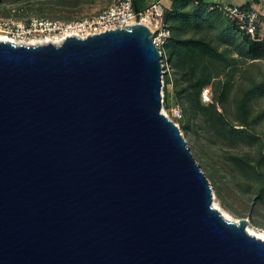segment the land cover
<instances>
[{
    "label": "water",
    "instance_id": "95a60500",
    "mask_svg": "<svg viewBox=\"0 0 264 264\" xmlns=\"http://www.w3.org/2000/svg\"><path fill=\"white\" fill-rule=\"evenodd\" d=\"M158 28L0 40V264H264L163 111Z\"/></svg>",
    "mask_w": 264,
    "mask_h": 264
},
{
    "label": "trees",
    "instance_id": "16d2710c",
    "mask_svg": "<svg viewBox=\"0 0 264 264\" xmlns=\"http://www.w3.org/2000/svg\"><path fill=\"white\" fill-rule=\"evenodd\" d=\"M39 1L0 0V3L8 4L3 10L9 16L12 10L24 9L27 2L37 4L33 11L41 14L45 7ZM149 1L133 0L138 9L146 7ZM210 3L170 0L165 15L171 37L164 52L180 70L183 83L179 94L185 116L191 120L196 116L202 118L228 150L232 171L254 181L253 203H264V129L259 128L264 106L258 104L264 100V42L242 34L219 10L208 11ZM13 4L18 5L16 9ZM256 71L257 75L251 73ZM247 73L249 83L245 85L238 79ZM206 87H211L208 104L202 103L200 97ZM230 100L234 104L232 115L228 111ZM247 146L248 149H242ZM213 181L217 198L229 208L222 180Z\"/></svg>",
    "mask_w": 264,
    "mask_h": 264
},
{
    "label": "rangeland",
    "instance_id": "374dc122",
    "mask_svg": "<svg viewBox=\"0 0 264 264\" xmlns=\"http://www.w3.org/2000/svg\"><path fill=\"white\" fill-rule=\"evenodd\" d=\"M33 1L37 0H30L31 3ZM117 1L118 0H40L39 2L42 3L41 5L45 7L41 14H36L33 11V8L35 9L38 6L37 4L32 5L30 2H27V4H23L24 9L20 11L12 10L9 16H5L3 10L4 7H8V4L0 3V21L5 19L27 20L30 17H46L67 22L94 14ZM228 1H231L233 4H238L247 0ZM162 2L167 5L169 0H163ZM17 6V4L12 5L15 9ZM255 6L257 8L263 7L264 0H259ZM164 59L168 67L163 74V111L179 126L192 154L208 177L212 187L214 179L222 180L223 184L221 182L219 183L223 185L225 200L229 208L223 206L213 189L215 194L214 201L228 211L232 217L240 218L241 216H246L249 218L251 224L264 229V203L260 201L253 203L254 181L244 179L232 171L228 150L220 139L215 137L213 133L208 130L201 117L196 116L192 120L191 118L187 119L180 102V85L183 83L180 79V70L173 66L167 54H165ZM258 72L259 71L251 73L257 75ZM235 76H238V72ZM166 78L169 79L168 83L165 82ZM238 80L247 85L249 83V74H245L244 78L240 76ZM210 90L211 87H206L203 90L200 96L202 103L208 104L211 102ZM167 96L168 99L166 98ZM258 104L264 106V100L258 101ZM228 111L230 115H232L231 113L234 111V104L231 100L228 104ZM259 128L264 129V119L261 120ZM242 149H248V146Z\"/></svg>",
    "mask_w": 264,
    "mask_h": 264
},
{
    "label": "built area",
    "instance_id": "2783aa9c",
    "mask_svg": "<svg viewBox=\"0 0 264 264\" xmlns=\"http://www.w3.org/2000/svg\"><path fill=\"white\" fill-rule=\"evenodd\" d=\"M162 1L150 0L143 9H135L133 0H118L94 14L67 22L46 17H30L27 20L5 19L0 21V31L18 41L49 38L52 42L61 43L69 36L85 38L117 27L122 28L125 24L143 23L152 33L159 27L153 35V43L160 51L162 69L166 72L168 66L163 49L171 37V30L165 15L169 6H165ZM207 9L219 10L242 34L252 40L264 42V6L257 8L255 4L235 5L211 1Z\"/></svg>",
    "mask_w": 264,
    "mask_h": 264
},
{
    "label": "bare ground",
    "instance_id": "6f19581e",
    "mask_svg": "<svg viewBox=\"0 0 264 264\" xmlns=\"http://www.w3.org/2000/svg\"><path fill=\"white\" fill-rule=\"evenodd\" d=\"M0 40H10V41H13L15 43H25V44H39V43L51 41L49 38L48 39L32 38L31 40H28V41H18V40L12 39L8 34H5L2 31H0ZM56 43H59V42H56ZM214 206L222 212V214L224 215L225 218L238 220V218L232 217V215L228 211H226L221 206H219V204L217 202H214ZM247 231L249 234H251L257 238H260L264 241V229L257 227V226H255L249 222L247 225Z\"/></svg>",
    "mask_w": 264,
    "mask_h": 264
},
{
    "label": "crops",
    "instance_id": "0c3cea01",
    "mask_svg": "<svg viewBox=\"0 0 264 264\" xmlns=\"http://www.w3.org/2000/svg\"><path fill=\"white\" fill-rule=\"evenodd\" d=\"M209 1H216V2H220V3H229V4H233L231 1H228V0H209ZM239 1H241V0H239ZM259 2V0H247V1H242V2H240V3H238V4H235V5H243V4H256V3H258ZM163 3V2H162ZM164 4V3H163ZM169 4H170V2L167 4V5H165V6H169Z\"/></svg>",
    "mask_w": 264,
    "mask_h": 264
}]
</instances>
